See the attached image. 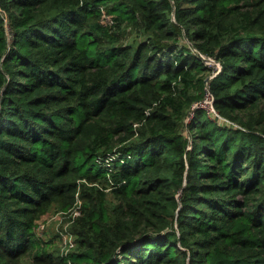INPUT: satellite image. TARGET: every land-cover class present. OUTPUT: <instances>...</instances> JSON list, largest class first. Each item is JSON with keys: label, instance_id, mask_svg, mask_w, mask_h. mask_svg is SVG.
Listing matches in <instances>:
<instances>
[{"label": "trees", "instance_id": "1", "mask_svg": "<svg viewBox=\"0 0 264 264\" xmlns=\"http://www.w3.org/2000/svg\"><path fill=\"white\" fill-rule=\"evenodd\" d=\"M0 264H264V0H0Z\"/></svg>", "mask_w": 264, "mask_h": 264}, {"label": "rangeland", "instance_id": "2", "mask_svg": "<svg viewBox=\"0 0 264 264\" xmlns=\"http://www.w3.org/2000/svg\"><path fill=\"white\" fill-rule=\"evenodd\" d=\"M133 37L134 35L130 34L128 41H132ZM209 62L210 64L213 63V61ZM218 68V66L215 67V70H218ZM73 217L74 216H70L66 212L53 210L49 215L44 217L41 222H39V225L46 226L45 229L42 231L37 230L43 235V237H45V240L53 239L55 247L59 251H62L63 253L68 252L71 249L67 243L72 235L70 233V225H72Z\"/></svg>", "mask_w": 264, "mask_h": 264}, {"label": "built area", "instance_id": "3", "mask_svg": "<svg viewBox=\"0 0 264 264\" xmlns=\"http://www.w3.org/2000/svg\"><path fill=\"white\" fill-rule=\"evenodd\" d=\"M112 17L111 16H108V15H105L104 18H103V21L105 23L107 22H112ZM200 106H203L205 108H207L212 114H216L215 110H214V107H213V98L211 97L210 94H208L206 100L200 104ZM77 214H79L78 211H75L73 213V216L75 217ZM46 227V226H45ZM44 225H39L38 227V230L39 231H42L45 229ZM69 247H73L74 246V239H73V236L71 235L70 239H69V242L67 243Z\"/></svg>", "mask_w": 264, "mask_h": 264}]
</instances>
